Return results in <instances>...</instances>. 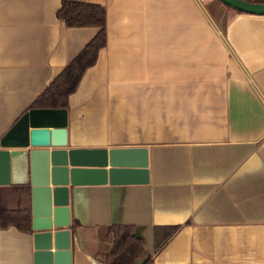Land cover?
<instances>
[{"label":"crops","instance_id":"crops-1","mask_svg":"<svg viewBox=\"0 0 264 264\" xmlns=\"http://www.w3.org/2000/svg\"><path fill=\"white\" fill-rule=\"evenodd\" d=\"M70 1L105 8L106 46L54 148L68 170L100 173L70 175L66 253L47 257L45 237L10 226L0 264H107L116 225L133 227L143 260L154 228L179 227L150 264H264V16L211 5V17L199 0ZM60 3L0 0V139L96 33L66 27ZM25 152L0 146V210L29 196L38 215Z\"/></svg>","mask_w":264,"mask_h":264},{"label":"water","instance_id":"water-1","mask_svg":"<svg viewBox=\"0 0 264 264\" xmlns=\"http://www.w3.org/2000/svg\"><path fill=\"white\" fill-rule=\"evenodd\" d=\"M238 12L264 16V4L243 0H217ZM66 110L31 108L24 112L0 139L3 148L25 149L29 162V179L33 190L43 198V208L38 215L31 212V228L38 236L46 238L40 249L44 255L58 256L66 252L67 245L61 237L68 233L63 228L69 224L68 180L81 173L97 174L96 170H68L61 152L54 147L63 145ZM54 248L52 253L50 250Z\"/></svg>","mask_w":264,"mask_h":264},{"label":"trees","instance_id":"trees-1","mask_svg":"<svg viewBox=\"0 0 264 264\" xmlns=\"http://www.w3.org/2000/svg\"><path fill=\"white\" fill-rule=\"evenodd\" d=\"M243 1L264 4V0ZM219 3L223 5L221 2ZM56 17L68 28L91 27L96 29V33L43 93L37 97L31 108L67 110L69 96L76 90L84 72L94 66L99 51L106 46V13L102 5L61 0ZM24 188L28 190L30 187L25 186ZM31 220L29 196L21 207L0 210L1 230L13 226L20 232L29 233ZM75 227L74 223L72 228ZM178 229V226L154 228L152 256L143 260V241L133 234V227L127 225L110 226L108 227L110 237L107 264H150L154 255L166 245Z\"/></svg>","mask_w":264,"mask_h":264},{"label":"rangeland","instance_id":"rangeland-1","mask_svg":"<svg viewBox=\"0 0 264 264\" xmlns=\"http://www.w3.org/2000/svg\"><path fill=\"white\" fill-rule=\"evenodd\" d=\"M199 2L202 4V6L205 8V10L211 15V17H214V13L212 11L211 5H217V6L221 5L217 0H211V2L209 0H199ZM221 6H223V5H221Z\"/></svg>","mask_w":264,"mask_h":264}]
</instances>
